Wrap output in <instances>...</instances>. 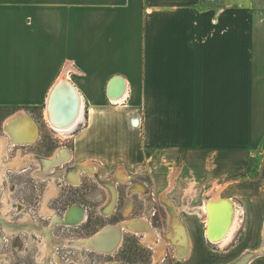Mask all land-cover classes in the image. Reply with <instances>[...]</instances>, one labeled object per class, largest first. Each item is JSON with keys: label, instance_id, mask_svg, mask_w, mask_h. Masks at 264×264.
<instances>
[{"label": "crops", "instance_id": "obj_1", "mask_svg": "<svg viewBox=\"0 0 264 264\" xmlns=\"http://www.w3.org/2000/svg\"><path fill=\"white\" fill-rule=\"evenodd\" d=\"M114 80L125 85L118 104L108 96ZM65 83L80 110L84 101L73 148L62 147L71 160H126V149L141 145L160 147L162 157L182 148L183 186L209 196L204 204L220 192L246 212L244 242L261 240L264 219L251 212L264 210V0H0V107L41 108L39 125L51 130L47 100L58 88L66 94ZM110 111L119 119L101 117ZM172 174L168 195L182 185ZM188 230L194 246L180 264L225 262L196 245L200 228Z\"/></svg>", "mask_w": 264, "mask_h": 264}, {"label": "rangeland", "instance_id": "obj_2", "mask_svg": "<svg viewBox=\"0 0 264 264\" xmlns=\"http://www.w3.org/2000/svg\"><path fill=\"white\" fill-rule=\"evenodd\" d=\"M20 112H24L36 123L37 137L34 142L27 144H15L10 140L6 147V156L0 160V178L5 179V183L0 184V264H180L189 259L194 241L188 228L191 231L195 225L197 229H201L204 239L201 244L196 245L200 246L203 252L224 256L225 262L220 264H240L246 263L245 261L249 262L248 264H257L258 261H264V225L259 227V233H262L261 240L256 243L244 242L246 212L236 204L233 206L240 212L242 225L239 231L235 232V238L233 237L230 244L218 248L204 238L205 216L200 207H203L209 196L196 194L193 185L183 186L185 182L183 167L176 162L178 156L175 160L177 150L182 149L178 147H170V155L164 157L160 154V147L148 148L141 145L128 152L126 149V160L113 156L108 161L83 162L71 160L69 157L52 165L49 173L56 176V193L48 201L47 207L53 213H44V196L50 180L40 177L41 175L36 172L40 168L36 166V161H40L44 168L47 159L57 152L67 150L62 147L73 148L72 134L61 136L45 125H39L42 117L41 108L0 107L1 137H7L4 126L6 119ZM101 117L113 122L114 119L118 120L120 115L110 111ZM147 150H152L150 156L153 157V162ZM106 152L109 153V147H106ZM132 154H137V161L129 160ZM14 160L26 163L25 167L20 169L5 167ZM76 163H82L84 168L82 167L83 170L79 173L77 183H73L68 176L79 167H73L77 165ZM124 165L129 168L127 175L118 173V169L125 167ZM4 170L5 175L2 176ZM169 170L172 175L180 176L178 183L182 184H178L177 191L172 195L164 193L167 182L170 184L173 180L166 178ZM141 183L146 186L148 193H145ZM6 193L7 201L4 200ZM217 194L221 196L220 192L214 195ZM76 204L81 205L86 211L84 222L76 226L54 222L53 214L62 218L66 211ZM251 213L264 219V210L255 209ZM7 219L15 226L25 220V227L31 225L36 231L25 228L23 231L8 233L1 222ZM138 220H145L150 225L154 234L153 243L144 240V231L134 230ZM121 223L129 228L122 231L121 244L113 253H103L93 245L72 247L73 243L65 242L88 239L110 225ZM177 227L185 238L181 244ZM49 235L63 243H58L57 247L50 246L47 249L49 253L45 256L47 252L43 249L46 247L44 237L47 238ZM239 248L243 250L241 255L244 258H240V254H232L235 250L239 251ZM41 255L43 257H40Z\"/></svg>", "mask_w": 264, "mask_h": 264}, {"label": "bare ground", "instance_id": "obj_3", "mask_svg": "<svg viewBox=\"0 0 264 264\" xmlns=\"http://www.w3.org/2000/svg\"><path fill=\"white\" fill-rule=\"evenodd\" d=\"M62 83H63V80H61L60 86L63 85ZM65 85H66L65 87H67L68 92L66 94H60L59 93L58 94L59 97L62 99L63 102L65 100H69V98H71L73 105L75 107H77L78 104L80 105V98L78 97V94L75 91L76 89L74 90V87L72 88V86L70 84L65 83ZM58 89H60V88H58ZM56 100L59 101L60 99H56ZM110 102L114 103V104H118L120 102V100L116 101V100L112 99ZM83 103H84V101L82 102L81 110H80V106H79L77 116L72 121L74 116H72V119L69 120L68 118H66L64 116V114H60V113L56 112V104L54 103L53 95H51L47 100L48 108H47L46 114H45L48 125L50 126V128L52 130H54L55 133H58L61 136H68L69 134H72L78 128L79 124L84 121L85 114H84ZM4 126H5V130H6V134L8 136V137H6L7 141L11 140L15 143H32L36 140V137H37L36 124L26 114H24V112H20L17 115H14V116L6 119ZM6 145H7L6 140L2 139V137H0V160L5 155ZM67 152H68L67 150H62V152H57L54 155V157L47 159L44 162V164H45L44 168L41 165L40 161H38V162L36 161V165L38 167H40V169H41V173H40L41 176L40 177H45L46 179L50 180L49 187H48V189L45 193V196H44V204H43V212L44 213H53V211L47 207V203L50 199H52L54 197V195L56 193V183H55L56 176L48 174L50 172L49 171L50 166L56 165V164L62 162L63 160L68 159L70 156L68 155ZM1 165H2V163H1ZM25 165H26V163H23L22 161L21 162L15 161L12 163L11 162L8 163L7 165H5V167L6 168L12 167L14 169H20L21 166H25ZM77 166H79V167L76 168L75 171H72L68 176L69 180L73 183H77V181L79 179V173L83 170L82 167L84 168V166H82V165H77ZM101 169H103V168H101ZM4 175H5V170L3 171L2 176H4ZM4 181H5V179L3 180V178H0V184H2ZM141 184L145 190V193H148V189L146 188V186L143 183H141ZM7 199H8V197H7V193H6L4 200L7 201ZM203 213L205 215H207V217H205L206 221L208 222L207 230H206L207 240L213 245H219V248H224L227 245V240L221 244H220V242L229 233L232 225H234L232 228H233V230H235L237 228V226L240 224V222H241L240 212L237 213V209L235 211L233 209V205L229 201H226L225 199L220 198L217 194L214 197H212L210 201H208V202H206V204H204ZM52 217H53L54 222H56V223L57 222L62 223L66 226H76V225H79L82 222H84V220L86 218V212L84 214V217L82 218L83 221L79 224H72V225L69 224V223H71L70 221L78 220L81 217V213H80V217L78 218V213L77 212L73 213L72 209H68L63 218L58 217L55 214H53ZM73 217L74 218L76 217V219H74ZM25 222L26 221H24L23 223H20L19 227L23 228V229L26 228V229H29L31 231H34V230L36 231V229L31 225L25 227L26 226V225H24ZM134 227L136 228L134 230H137V231L139 230L140 232L141 231L145 232V239L144 240H148L151 243L154 242V239H153L154 234L152 233V230L150 229V225L148 223H146L145 220H138V222L135 223ZM12 228H14V230H16V227H12ZM126 228H129V227H127V225H125L124 223L114 225V226L110 225V226L106 227L104 231H100L88 239L72 240V241L67 240L65 242L73 243L74 245H72V247H77V245H80L81 247H83V246L88 247L87 244L93 245L94 247H96L97 249L102 251L103 253L109 254V253H113L114 251H116L118 249V247L120 246V244H121L120 242H121V238H122V231ZM38 230H39V228H38ZM31 231H29V232H31ZM48 231H50V230L48 229ZM27 232H28V230H27ZM10 233H12V232H10ZM40 233H42V232H40ZM53 238L50 235L47 238L44 237V239H45L44 243H45L46 247L44 246L43 249H45V252H47V249L50 246H52V245L58 246V243H61L59 241L60 239L55 240V238L54 239ZM229 238H228V240H229ZM186 242L188 243V241H186ZM146 243H147V241H146ZM78 248H79V246H78ZM157 248H159V246ZM48 253H49V251L45 254V256H47ZM260 253H262V252H260ZM157 254H158V252H157ZM40 257H43V255H41ZM107 264H115V263H107Z\"/></svg>", "mask_w": 264, "mask_h": 264}, {"label": "water", "instance_id": "obj_4", "mask_svg": "<svg viewBox=\"0 0 264 264\" xmlns=\"http://www.w3.org/2000/svg\"><path fill=\"white\" fill-rule=\"evenodd\" d=\"M116 86H117L118 90H116ZM124 92H125V85H124L122 80H119V81L114 80L109 85V88H108L109 99L120 100L122 98ZM57 93H58V89H55L53 92V99H54V103L56 104V112L60 113V114H64V116L66 118H68L69 120H71L72 116H74L72 119V121H73L75 119V117L77 116L80 105L78 104V106L75 107L71 101L72 100L71 98H69V100H65L63 102L62 99L57 95ZM55 98L60 99V100L57 101ZM69 209H72L73 213L77 212L78 218L80 217V213H81V217L78 220L70 221L71 223H69V224L72 225V224L81 223L83 221L82 218L84 217V214L86 212L85 209L81 205H78V204L71 206ZM74 219H76V217Z\"/></svg>", "mask_w": 264, "mask_h": 264}, {"label": "flooded vegetation", "instance_id": "obj_5", "mask_svg": "<svg viewBox=\"0 0 264 264\" xmlns=\"http://www.w3.org/2000/svg\"><path fill=\"white\" fill-rule=\"evenodd\" d=\"M1 137V136H0ZM8 137V136H7ZM2 139H5L6 140V142H7V145H8V142L9 141H7V138H6V136H3L2 137ZM12 143H14V142H12ZM15 144H22V143H15ZM24 144H27V143H24ZM7 145H6V147H7ZM55 155V154H54ZM54 155L52 156V157H54ZM4 156H6V148H5V155ZM3 156V157H4ZM51 157V158H52ZM50 159V158H49ZM15 161H18V160H14V162ZM37 166V165H36ZM22 167H25V166H21V168ZM38 167V166H37ZM36 172L40 175V173H41V169L40 168H38V170H36ZM48 174H50V173H48ZM52 175V174H51ZM4 183H5V181H4ZM2 185H3V183H2ZM66 214V213H65ZM65 214H64V216H65ZM63 216V217H64ZM62 217V218H63ZM10 220V219H9ZM8 219H7V221H1L2 222V224L4 225V228H5V230L8 232V233H10V232H14V231H23L24 229L23 228H20L19 227V224L20 223H23L25 220H22V221H20L19 222V224L17 225V226H15V225H13V222L10 220L9 221ZM12 227H16V230H14V228H12Z\"/></svg>", "mask_w": 264, "mask_h": 264}, {"label": "built area", "instance_id": "obj_6", "mask_svg": "<svg viewBox=\"0 0 264 264\" xmlns=\"http://www.w3.org/2000/svg\"><path fill=\"white\" fill-rule=\"evenodd\" d=\"M110 100H112V99H110ZM121 100V99H120ZM116 101H119V100H116ZM149 192H150V194H151V191H150V189H149Z\"/></svg>", "mask_w": 264, "mask_h": 264}]
</instances>
